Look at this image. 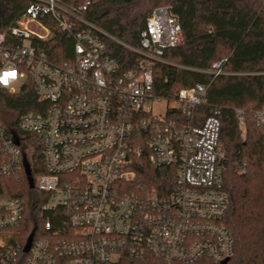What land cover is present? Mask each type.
Listing matches in <instances>:
<instances>
[{
	"label": "built area",
	"instance_id": "obj_1",
	"mask_svg": "<svg viewBox=\"0 0 264 264\" xmlns=\"http://www.w3.org/2000/svg\"><path fill=\"white\" fill-rule=\"evenodd\" d=\"M90 6L89 0H29L9 38L0 33V90L14 94L30 84L40 102L38 112L22 115L15 126L0 124V180L26 175L39 134L45 174L35 185L48 196L40 210L44 237L33 238L28 251V235L8 237L23 225L21 202L0 196V264L231 260L236 242L227 224L220 111L194 123L208 89L203 84L182 88L175 98L154 93L156 65L183 42L179 18L169 7L155 8L132 49L139 58L123 72L107 47L119 41L89 18ZM56 33L73 47L60 63L45 51ZM208 73L222 74V62ZM236 113L244 130L243 112ZM254 116L264 127V107ZM144 155L156 168L175 170L169 192L135 185Z\"/></svg>",
	"mask_w": 264,
	"mask_h": 264
},
{
	"label": "trees",
	"instance_id": "obj_2",
	"mask_svg": "<svg viewBox=\"0 0 264 264\" xmlns=\"http://www.w3.org/2000/svg\"><path fill=\"white\" fill-rule=\"evenodd\" d=\"M60 1L79 5L87 0ZM89 1V18L119 41L109 40L107 47L123 72L136 64L139 56L132 49L139 46L140 33L155 8L169 7L179 18L183 42L167 49L165 62L156 65L154 93L175 98L182 88L208 87L204 102L195 109L194 123L201 124L213 109H219L230 199L227 224L236 242L228 264H264V127L256 125L254 116L264 107V0ZM28 6L29 0H0V33L17 25ZM72 49V42L57 33L45 46L55 63L68 60ZM217 62H222V74L214 77L208 71ZM39 106L30 84L14 94L0 90V124L11 128L22 115L38 112ZM236 110L243 112L244 130ZM33 137L31 177L20 171L0 180V196L18 199L24 209L23 225L11 230L18 240L27 235L44 237L40 210L48 196L35 183L45 174V166L36 138L40 135ZM136 172L135 185L149 192L167 193L175 183V170L156 168L147 155L138 160ZM124 187L130 190V184ZM123 264L147 263L126 258ZM196 264L214 263L204 259Z\"/></svg>",
	"mask_w": 264,
	"mask_h": 264
},
{
	"label": "water",
	"instance_id": "obj_3",
	"mask_svg": "<svg viewBox=\"0 0 264 264\" xmlns=\"http://www.w3.org/2000/svg\"><path fill=\"white\" fill-rule=\"evenodd\" d=\"M25 172H26V175L28 177H31V169H30V166L28 164H25ZM31 241H32V237L29 239V243H28V246L26 248V251L29 250ZM229 262H230V260L226 259V260L222 261L220 264H228Z\"/></svg>",
	"mask_w": 264,
	"mask_h": 264
},
{
	"label": "rangeland",
	"instance_id": "obj_4",
	"mask_svg": "<svg viewBox=\"0 0 264 264\" xmlns=\"http://www.w3.org/2000/svg\"><path fill=\"white\" fill-rule=\"evenodd\" d=\"M11 236H13V233H10V235L8 236V237H11ZM11 239V238H10Z\"/></svg>",
	"mask_w": 264,
	"mask_h": 264
},
{
	"label": "snow or ice",
	"instance_id": "obj_5",
	"mask_svg": "<svg viewBox=\"0 0 264 264\" xmlns=\"http://www.w3.org/2000/svg\"><path fill=\"white\" fill-rule=\"evenodd\" d=\"M7 75H13V76H14L15 74H14V73H11V74H7ZM5 82H6V81H5Z\"/></svg>",
	"mask_w": 264,
	"mask_h": 264
}]
</instances>
